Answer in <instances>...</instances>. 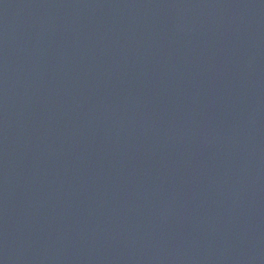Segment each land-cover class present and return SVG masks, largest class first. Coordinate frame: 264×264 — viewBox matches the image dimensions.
<instances>
[{
    "label": "water",
    "instance_id": "water-1",
    "mask_svg": "<svg viewBox=\"0 0 264 264\" xmlns=\"http://www.w3.org/2000/svg\"><path fill=\"white\" fill-rule=\"evenodd\" d=\"M0 264H264V0H0Z\"/></svg>",
    "mask_w": 264,
    "mask_h": 264
}]
</instances>
